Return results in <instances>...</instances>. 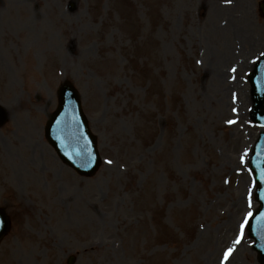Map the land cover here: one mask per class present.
Returning <instances> with one entry per match:
<instances>
[{"label": "rangeland", "instance_id": "rangeland-1", "mask_svg": "<svg viewBox=\"0 0 264 264\" xmlns=\"http://www.w3.org/2000/svg\"><path fill=\"white\" fill-rule=\"evenodd\" d=\"M263 1L0 0V264H260ZM68 80L97 137L92 176L45 137Z\"/></svg>", "mask_w": 264, "mask_h": 264}, {"label": "water", "instance_id": "water-1", "mask_svg": "<svg viewBox=\"0 0 264 264\" xmlns=\"http://www.w3.org/2000/svg\"><path fill=\"white\" fill-rule=\"evenodd\" d=\"M250 80L254 98L253 118L264 125V57L257 63ZM4 119L5 111L0 106V123ZM46 134L62 160L80 174L93 175L98 170L101 160L96 137L89 129L80 96L68 81L59 89V105L47 122ZM250 164L257 183L256 199L260 207L251 217L248 229L255 239L253 248L258 252L259 261L264 264V131L256 141ZM9 226L10 221L0 208V240ZM72 261L73 258L70 263Z\"/></svg>", "mask_w": 264, "mask_h": 264}, {"label": "snow or ice", "instance_id": "snow-or-ice-1", "mask_svg": "<svg viewBox=\"0 0 264 264\" xmlns=\"http://www.w3.org/2000/svg\"><path fill=\"white\" fill-rule=\"evenodd\" d=\"M234 121H229V123H233ZM241 162H243V159L241 160ZM109 163H111V161H109ZM239 241H237L238 243ZM232 251V249H229V253ZM228 253L225 254V256L227 257Z\"/></svg>", "mask_w": 264, "mask_h": 264}]
</instances>
